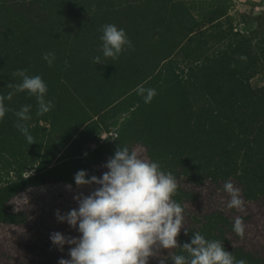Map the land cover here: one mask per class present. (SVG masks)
<instances>
[{
    "label": "trees",
    "instance_id": "trees-1",
    "mask_svg": "<svg viewBox=\"0 0 264 264\" xmlns=\"http://www.w3.org/2000/svg\"><path fill=\"white\" fill-rule=\"evenodd\" d=\"M227 2L0 0V95L13 91L7 85L20 81L13 73L21 69L42 77L45 100L54 105L37 116V100L27 92L4 101L0 225H24L35 208L46 216L41 233L29 230L0 245V258L9 255L4 264L70 259V246L61 251L50 234L80 233L59 222L56 211L78 209L73 197L97 186L78 188L75 174L102 178L118 145L175 177L173 199L184 208L181 246L199 232L221 241L236 260L264 264V239L252 234L264 207V84L251 83L264 81V13L241 21V31ZM105 24L123 29L132 43L115 60L100 51ZM45 53L54 55L51 66ZM95 56L102 64L93 63ZM140 85L155 89L150 103L136 92ZM25 105L32 145L15 126L14 113ZM226 181L239 189L243 211L227 207ZM237 217L243 237L233 231ZM172 254L184 253L162 250L160 258L172 264Z\"/></svg>",
    "mask_w": 264,
    "mask_h": 264
},
{
    "label": "clouds",
    "instance_id": "clouds-1",
    "mask_svg": "<svg viewBox=\"0 0 264 264\" xmlns=\"http://www.w3.org/2000/svg\"><path fill=\"white\" fill-rule=\"evenodd\" d=\"M100 51L104 58L117 59L127 48L132 47L123 29L114 24L101 28ZM43 58L51 66L54 55L45 53ZM94 64H102L101 57H93ZM19 77L18 83H9L13 91L0 95V119L9 111L4 101L11 100L16 93L27 92L37 100V116L49 112L54 106L46 101L47 85L41 76H29L26 70L13 73ZM136 92L150 103L156 95L155 89L137 87ZM30 105L22 106L15 112L16 127L24 135L28 144L35 143L29 133L26 121ZM107 169L102 178L79 170L75 176L76 186L96 185L88 195L77 194L73 199L78 209L65 214L56 211L59 222H66L74 230L78 228L79 238L66 237L60 232L50 234L53 245L63 251L69 245L70 259H60L58 264H149L150 258H159V264L167 259L160 258L162 250L182 249L184 254H172V264H247L246 260H236L226 251L219 240H207L202 234H193L190 243L182 246L177 237L183 229L184 208L173 199L177 192V181L170 172L161 170L158 162L141 158L137 150H129L118 145L114 156L104 165ZM71 190V185L67 186ZM224 191L230 200L227 207L243 211L244 201L239 189L230 181L224 184ZM236 235L243 237L245 226L242 217H237L233 225ZM185 235L188 234L184 231Z\"/></svg>",
    "mask_w": 264,
    "mask_h": 264
},
{
    "label": "rangeland",
    "instance_id": "rangeland-1",
    "mask_svg": "<svg viewBox=\"0 0 264 264\" xmlns=\"http://www.w3.org/2000/svg\"><path fill=\"white\" fill-rule=\"evenodd\" d=\"M228 5L230 4L229 8V18L232 21L233 25H238V28L241 31L242 30V23L241 21L246 23L248 21V17L250 16H260L262 13H264V0H228ZM252 85L254 86H260L264 84V81L260 79L259 77L254 78L251 81ZM27 176V175H25ZM35 210V214H29L28 222L24 225L20 226H7V225H0V245L2 244L4 247L9 246L12 241H14L16 238L19 239V237H24L27 231H31L32 233L39 234L41 232V228L43 227V222L46 218V216L41 212V210ZM259 222H254L256 225L257 231H252V234L255 235V237H258L260 239H264V207L260 211ZM255 224H252L254 227ZM43 238V236H41ZM10 252L13 253V257L16 255L13 248H9ZM9 255H6L3 257V259L0 258L1 264H4L6 261V258Z\"/></svg>",
    "mask_w": 264,
    "mask_h": 264
}]
</instances>
